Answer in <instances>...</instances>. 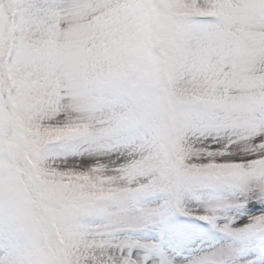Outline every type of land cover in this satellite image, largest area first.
Listing matches in <instances>:
<instances>
[{
	"label": "snow or ice",
	"instance_id": "obj_1",
	"mask_svg": "<svg viewBox=\"0 0 264 264\" xmlns=\"http://www.w3.org/2000/svg\"><path fill=\"white\" fill-rule=\"evenodd\" d=\"M0 264H264V0H0Z\"/></svg>",
	"mask_w": 264,
	"mask_h": 264
}]
</instances>
